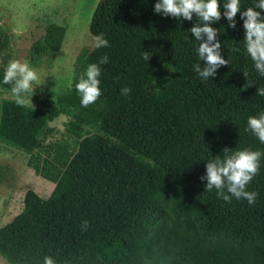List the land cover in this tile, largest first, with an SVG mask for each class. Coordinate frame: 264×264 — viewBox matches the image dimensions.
<instances>
[{"label": "trees", "instance_id": "16d2710c", "mask_svg": "<svg viewBox=\"0 0 264 264\" xmlns=\"http://www.w3.org/2000/svg\"><path fill=\"white\" fill-rule=\"evenodd\" d=\"M254 2L241 0V10ZM154 3L100 0L89 29L108 46L78 55L57 101L46 109L2 102L0 141L29 153V166L55 184L47 196L29 188L22 210L0 227V254L10 264H43L44 256L56 264H264V156L246 188L257 193L252 205L218 199L199 179L205 160L223 157L224 148L264 153L244 130L247 117L264 110L256 95L264 77L243 51L239 13L235 29L223 17L211 25L229 63L201 82L192 71L198 42L186 32L195 15L177 21L154 13ZM65 34L49 22L32 61L54 56ZM8 42L6 32L0 47ZM104 55L101 96L81 107L73 85ZM125 86L128 96L120 94ZM61 114L69 117L66 136L48 141Z\"/></svg>", "mask_w": 264, "mask_h": 264}, {"label": "clouds", "instance_id": "9594fccd", "mask_svg": "<svg viewBox=\"0 0 264 264\" xmlns=\"http://www.w3.org/2000/svg\"><path fill=\"white\" fill-rule=\"evenodd\" d=\"M153 11L161 16L176 18L177 21H192L195 15L198 22H193L186 32L191 33L192 39L198 42L193 45L197 62L193 64L192 71L201 82L216 76L217 70L229 63V58L226 60L221 54V42L217 39L218 29L211 25L223 17L228 22L227 26L235 29L239 13L243 29V39L240 41L243 51L252 61V67L259 76L264 77V0H255L253 6L243 10L241 0H155ZM92 46L96 49L108 46L103 33L92 38ZM232 51L239 49L233 48ZM141 56L149 59L148 53H141ZM108 60L109 57L104 55L97 63H88L77 77L73 87L81 107L93 104L101 96V66L107 64ZM243 74L247 77V72ZM39 81L38 72L27 60L10 59L0 74V84L9 86L15 102L21 106L31 102L37 86L41 85ZM130 91L131 89L125 86L120 89V94L128 96ZM256 95L264 97V87H256ZM244 130L250 131L264 144V110H260L256 115H249ZM222 153L223 157L215 155L205 160V171L199 177L201 182H204V191L215 190L216 197L225 202L235 198L244 199L249 205L254 204L257 193L246 188L257 174L264 153L248 148L234 151L224 148ZM86 226L87 221H84L81 227ZM43 264H56V261L51 256H44Z\"/></svg>", "mask_w": 264, "mask_h": 264}, {"label": "rangeland", "instance_id": "374dc122", "mask_svg": "<svg viewBox=\"0 0 264 264\" xmlns=\"http://www.w3.org/2000/svg\"><path fill=\"white\" fill-rule=\"evenodd\" d=\"M99 1L0 0V43L6 32L9 35L7 48L0 47V63L9 54L11 59L27 60L40 76L41 85L37 86L27 105L46 109L49 101L56 102L58 96L71 86L78 55L94 48V35L89 24ZM51 21L66 27L63 44L54 56H44L33 62L31 46L43 37ZM7 99L15 100L9 89L0 87V114L2 102ZM68 119L67 115L61 114L50 121L54 132L48 141L66 136ZM29 156V153L0 141V167L3 171L0 177V227L22 210L29 188L47 196L55 186L54 182L38 175L29 166ZM0 264L10 263L0 254Z\"/></svg>", "mask_w": 264, "mask_h": 264}]
</instances>
